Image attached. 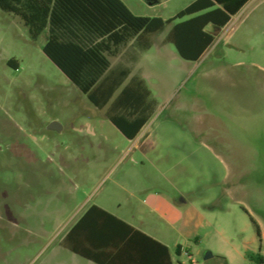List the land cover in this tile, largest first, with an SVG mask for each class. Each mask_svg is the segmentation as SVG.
I'll list each match as a JSON object with an SVG mask.
<instances>
[{
  "label": "rangeland",
  "instance_id": "1",
  "mask_svg": "<svg viewBox=\"0 0 264 264\" xmlns=\"http://www.w3.org/2000/svg\"><path fill=\"white\" fill-rule=\"evenodd\" d=\"M121 1L169 20L195 0ZM188 18L120 50L117 94L141 76L154 102L128 140L43 53L47 31L32 40L0 10V264H80L62 241L91 205L121 207L172 264H264V0L212 29L197 62L165 42Z\"/></svg>",
  "mask_w": 264,
  "mask_h": 264
},
{
  "label": "trees",
  "instance_id": "2",
  "mask_svg": "<svg viewBox=\"0 0 264 264\" xmlns=\"http://www.w3.org/2000/svg\"><path fill=\"white\" fill-rule=\"evenodd\" d=\"M224 1L195 0L169 20L136 16L121 0H0V10L19 17L32 40H37L47 31L43 47L46 57L94 106L103 109L110 104L107 118L125 138L134 140L152 116L154 102L150 98L151 91L143 79L133 77L117 94L131 71L127 68L112 76L111 59L132 42L138 43L142 50L150 49L149 40L145 45L140 44L142 37L163 31L176 20L189 17L171 27L165 42L173 44L183 60L199 61L216 42L217 36L212 29L225 28L249 0ZM215 2H220L222 7L216 8ZM91 207L118 223L115 227L145 237L161 247L166 264H172L167 247L98 206ZM106 225L114 228L111 222H106ZM76 229H72L67 237ZM257 232L260 236V228ZM66 246L98 264H115L73 244ZM259 262H264V257H260Z\"/></svg>",
  "mask_w": 264,
  "mask_h": 264
},
{
  "label": "crops",
  "instance_id": "3",
  "mask_svg": "<svg viewBox=\"0 0 264 264\" xmlns=\"http://www.w3.org/2000/svg\"><path fill=\"white\" fill-rule=\"evenodd\" d=\"M151 1H152V5H154V4H158L160 0H151ZM237 1L240 0H226L224 2L234 3ZM252 1L253 0H249L235 16L239 15L246 6L252 3ZM215 3L217 5L216 8L222 7L220 2H215ZM150 36L151 35L147 37L146 36L142 37L140 39V44L145 45L146 41L150 40ZM130 44H135L134 45L135 48L139 47L138 43L132 42ZM120 54L121 51L117 56L111 59L110 74L112 76H115L117 73L122 72L124 71V69L128 68V65L124 61L116 60L120 56ZM139 78L143 79L141 76ZM257 115L259 116L258 121L260 122L261 139L263 140L264 139V106H262V108L257 112ZM91 206L85 207L84 210L78 213L71 221L70 227L66 232L62 241L63 245L66 248H67L66 244H73L84 252H90L91 254L95 255L100 259H103L104 256L105 258H107L108 261L113 262L115 264H166V257L161 247L157 246L156 244L149 241L145 237L134 235L133 232L126 231L121 227L120 229L115 227L118 226L117 225L118 223H116L113 219L106 216L105 214L99 212L98 210H92L93 207ZM96 206H98L97 208L108 213L117 220H120L130 225L131 227L141 232L146 237H149L152 240L167 247L169 250L170 260L172 263V256L168 244L162 239L157 238L150 232L137 226L131 220L129 214L120 211L121 207L110 208V207H102L99 205ZM106 222H111L114 228H108ZM74 228H77L75 233L71 234L68 238L67 237L68 233H70ZM72 254L75 256L77 263L98 264L95 261L85 258L77 253L72 252Z\"/></svg>",
  "mask_w": 264,
  "mask_h": 264
},
{
  "label": "water",
  "instance_id": "4",
  "mask_svg": "<svg viewBox=\"0 0 264 264\" xmlns=\"http://www.w3.org/2000/svg\"><path fill=\"white\" fill-rule=\"evenodd\" d=\"M150 4H152L151 0H147ZM51 130H57L58 129V124L57 123H52L49 127Z\"/></svg>",
  "mask_w": 264,
  "mask_h": 264
}]
</instances>
